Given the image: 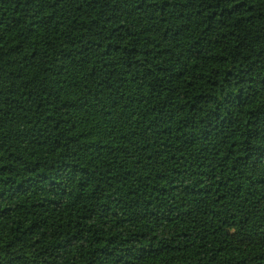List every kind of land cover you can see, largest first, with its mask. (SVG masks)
<instances>
[{"label":"trees","instance_id":"16d2710c","mask_svg":"<svg viewBox=\"0 0 264 264\" xmlns=\"http://www.w3.org/2000/svg\"><path fill=\"white\" fill-rule=\"evenodd\" d=\"M0 264H264V0H0Z\"/></svg>","mask_w":264,"mask_h":264}]
</instances>
